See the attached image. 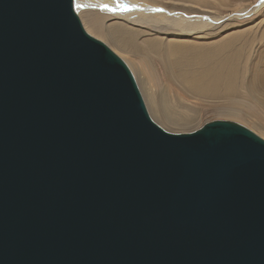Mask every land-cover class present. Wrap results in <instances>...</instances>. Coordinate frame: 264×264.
Instances as JSON below:
<instances>
[{
    "label": "water",
    "instance_id": "95a60500",
    "mask_svg": "<svg viewBox=\"0 0 264 264\" xmlns=\"http://www.w3.org/2000/svg\"><path fill=\"white\" fill-rule=\"evenodd\" d=\"M0 264H264V140L162 129L75 0H0Z\"/></svg>",
    "mask_w": 264,
    "mask_h": 264
},
{
    "label": "rangeland",
    "instance_id": "374dc122",
    "mask_svg": "<svg viewBox=\"0 0 264 264\" xmlns=\"http://www.w3.org/2000/svg\"><path fill=\"white\" fill-rule=\"evenodd\" d=\"M191 1L181 4L179 2L184 1L179 0L174 5L183 9L188 7L198 8L199 10L208 12L210 15H214L213 13L218 10L216 12L218 14L216 15L220 19L217 26L207 33H197L185 37L190 41H197L202 45H206V43L208 45V43L220 44L230 42V45L227 47L228 53L235 51L240 54L237 57L239 65L234 77V90H189L169 77L159 58H150L152 66L150 70L144 55L139 54L134 49H130L127 44L121 42L123 41V35L119 29L109 30L115 41L122 43L120 46L122 50L125 52H128L127 49H130L131 52L136 51L133 56L130 55L131 57H129L139 65H142L146 73H148L147 75L150 78L147 80L150 81V87L155 92L158 107L167 117L173 118V121H175L173 124L161 121L152 113L146 104L147 102H145L143 88L139 85L129 64L120 51L111 43L106 42L107 40L104 36L106 33L103 31L95 32L94 30L87 31L79 14L78 16L85 31L105 43L128 66L136 80L150 118L162 129L172 133H183L193 131L208 121L231 120L248 128L264 140V0ZM152 3L148 2L147 4L153 6ZM242 6L246 7L242 11V14L236 13L237 9ZM233 13L238 15H234ZM232 14L233 16H231ZM193 67L191 66L190 69ZM152 69L154 73H152Z\"/></svg>",
    "mask_w": 264,
    "mask_h": 264
},
{
    "label": "bare ground",
    "instance_id": "6f19581e",
    "mask_svg": "<svg viewBox=\"0 0 264 264\" xmlns=\"http://www.w3.org/2000/svg\"><path fill=\"white\" fill-rule=\"evenodd\" d=\"M182 1L184 2L179 0H75V7L77 4L81 5L79 8L76 7V10L85 29L106 33H103L106 42L120 51L143 88L147 106L158 119L170 124L175 121L172 117H167L158 107L155 92L150 87V81L147 80L150 78L148 73L142 65L130 58L136 51L144 55L150 70L152 68L150 58H159L169 77L193 91L234 90V77L239 65L237 57L240 55L235 51L228 53L227 47L230 42L202 45L197 41L186 39L185 36L207 33L217 26L220 18L216 15L218 10L213 13L214 15H210L198 8L183 9L174 5L177 2L181 4L192 2L191 0ZM148 2H153V6L148 5ZM116 3L127 5L128 10L107 11L100 7L108 5L111 8ZM245 9L246 7L242 6L236 13L242 14ZM111 29H119L123 35L121 42L136 51L131 52L127 48L128 52L122 50L120 48L122 43L115 41L109 31ZM191 66L194 67L190 69ZM152 73H154L153 69ZM180 119L182 120L181 117Z\"/></svg>",
    "mask_w": 264,
    "mask_h": 264
},
{
    "label": "snow or ice",
    "instance_id": "6c2138e0",
    "mask_svg": "<svg viewBox=\"0 0 264 264\" xmlns=\"http://www.w3.org/2000/svg\"><path fill=\"white\" fill-rule=\"evenodd\" d=\"M77 8L81 7V5L77 4ZM102 9L107 11H116V10H128V6L122 3H116L114 7H109L108 5H101Z\"/></svg>",
    "mask_w": 264,
    "mask_h": 264
}]
</instances>
